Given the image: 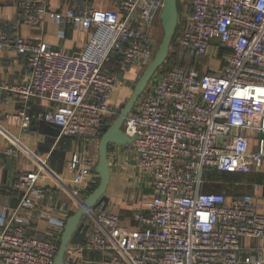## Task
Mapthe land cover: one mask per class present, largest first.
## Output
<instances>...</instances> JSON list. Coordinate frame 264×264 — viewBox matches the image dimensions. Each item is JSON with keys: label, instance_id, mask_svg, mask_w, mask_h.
I'll list each match as a JSON object with an SVG mask.
<instances>
[{"label": "built area", "instance_id": "1", "mask_svg": "<svg viewBox=\"0 0 264 264\" xmlns=\"http://www.w3.org/2000/svg\"><path fill=\"white\" fill-rule=\"evenodd\" d=\"M72 1L71 9L57 12L41 0H16L15 18L0 32V54L14 50L23 57L27 78L0 89L25 105L49 103L40 120L59 127L60 136L97 142L104 120L116 114L111 101L124 72L145 67L154 56L153 30L164 0H112L113 9ZM183 1L176 43L196 59L209 51L221 55L223 65L219 71L155 72L122 126L133 139L126 146L133 169L150 191L134 204L137 227L123 226L117 211L85 208L88 230L81 244L68 246L63 264H87L86 252L102 254L99 264H264V214L251 194L205 189L210 170L249 175L264 165V0ZM45 18L77 22L89 41L69 56L18 33ZM109 64L118 69L110 71ZM10 117L22 129L32 121L26 108ZM22 150L36 168L14 182L22 194L18 206L0 209V264H52L65 221L46 216L52 235L30 233V195L46 174L77 209L84 207L78 191L88 185L92 161L74 154L67 181L49 170L46 159ZM244 239L254 242L251 249H243Z\"/></svg>", "mask_w": 264, "mask_h": 264}, {"label": "crops", "instance_id": "2", "mask_svg": "<svg viewBox=\"0 0 264 264\" xmlns=\"http://www.w3.org/2000/svg\"><path fill=\"white\" fill-rule=\"evenodd\" d=\"M41 1L49 10L57 12L71 9L75 3L72 0L67 2ZM91 3L94 8H115L112 0H92ZM15 14L16 0H0V32L10 27ZM18 33L23 38L37 39L39 42L69 56L81 51L90 38V33L84 32L77 22L56 23L47 18L34 27L20 26ZM107 69L115 71L118 69V65L109 64ZM138 71L139 69L130 68L124 72V81L114 92L112 105L128 99L132 93L130 88L133 89L137 81ZM26 78L27 68L24 58L14 50L3 51L0 54V87L21 84ZM24 108L32 116L31 124L26 129L20 127L18 119L10 117ZM50 108L49 103L40 100L25 105L12 93L0 89V209L14 210L18 206L22 194L13 189L14 182L19 174L34 171L36 168L34 161L24 153L23 148L41 159H46L49 170L57 177L67 181L71 177L67 171V165L74 154H81L86 159H91L92 171L88 185L78 191L83 199L92 193L94 187L99 183V177L94 171L97 163L92 158L93 153L91 155L94 141L60 136L50 147L47 148L44 145L46 140L39 133V125L42 122L40 119ZM255 145V140H251V151L255 149ZM7 150L15 152L7 155L5 153ZM107 158L111 176L106 191L109 198L106 210L117 211L122 225L134 229L137 227V223L132 218L130 220V216L134 213V204L143 199H148L150 191L142 181V177L134 171L132 154L125 145H109ZM244 189L245 192L251 194L255 204L259 207V212L263 215L264 165L260 170L244 178ZM30 198L32 205L25 213L30 216V233L35 235L44 237L52 235V227L46 220V216L66 221L77 210L74 199L57 187L54 180L46 174H43ZM253 245L254 242L251 240H242V246L245 250L251 249ZM83 258L87 264H99L103 256L98 252H86Z\"/></svg>", "mask_w": 264, "mask_h": 264}, {"label": "water", "instance_id": "3", "mask_svg": "<svg viewBox=\"0 0 264 264\" xmlns=\"http://www.w3.org/2000/svg\"><path fill=\"white\" fill-rule=\"evenodd\" d=\"M178 16V0H164L163 8L159 15L160 24L163 29L161 42L152 60L146 65L142 74L137 79L132 93L123 105L118 118L106 129L98 141V161L94 171L99 177V183L93 192L84 199V207L78 208L66 219L61 233L59 247L52 264H63L68 246L83 242L88 230V225L83 223L86 214L85 208L93 210L100 209L101 211L107 209L109 198L106 195V191L111 176L107 158L108 147L111 144L127 146L133 141L132 138H129L122 131L123 123L133 112L135 103L151 81L155 72L165 62L172 38L176 31ZM39 133L45 137L46 143L44 145L48 148L60 137V128L42 121L39 125Z\"/></svg>", "mask_w": 264, "mask_h": 264}, {"label": "rangeland", "instance_id": "4", "mask_svg": "<svg viewBox=\"0 0 264 264\" xmlns=\"http://www.w3.org/2000/svg\"><path fill=\"white\" fill-rule=\"evenodd\" d=\"M187 0H184L183 1V4H185ZM180 5V3H179ZM153 38L155 40V46H154V54L161 42V39L163 37V29L161 27V24H156L154 26V30H153ZM182 56L179 55V58ZM190 60V56H187ZM188 60V59H187ZM192 61V60H191ZM176 63V61H175ZM179 63V62H178ZM176 63L174 66H182L184 64H178ZM195 63V64H194ZM192 65H195L197 67H199V69L205 71V68H211L213 70H216V71H219L223 65V60H222V57L221 55H216V54H212L211 51H209V53L207 54V56L203 59H198L194 62ZM171 64V63H169ZM146 67V66H145ZM145 67H141V69H139V71L137 72V77H136V80L140 77V75L142 74L143 70ZM135 80V81H136ZM132 90V88H130ZM126 100H124L123 102L121 103H118V104H114V106L116 107V113L117 115H119L123 105L125 104ZM117 103V102H116ZM97 146H98V141L95 142V144L93 145V152H91V155L93 153V160L95 163H97L98 161V150H97ZM213 173H209L207 174V181H208V186H209V190L208 191H211L212 189H215V188H218V189H222V190H225V189H229V190H234L235 192H243L245 189H244V179L243 178H234V177H227V178H224L222 179L221 178V181H215L217 179L212 178H208L209 175H212ZM211 189V190H210ZM127 219V218H126ZM123 226H125L123 224Z\"/></svg>", "mask_w": 264, "mask_h": 264}, {"label": "trees", "instance_id": "5", "mask_svg": "<svg viewBox=\"0 0 264 264\" xmlns=\"http://www.w3.org/2000/svg\"><path fill=\"white\" fill-rule=\"evenodd\" d=\"M178 4H179V0H178ZM181 10V7L179 6V12ZM176 33V31H175ZM182 56L179 58V55ZM189 56L188 53L186 51H184L177 43H176V37L174 35V37L172 38V41H171V44H170V47H169V52H168V56L165 60V62L162 64L161 67H159L158 69L160 68H182V69H187V70H197V71H200L201 69H199V67L195 66V65H192L196 60V58L194 57H191L190 60L189 58L187 57ZM188 59V60H187ZM192 60V61H191ZM178 64H184L182 66H174L176 63ZM171 63V64H169ZM195 64V63H194ZM119 115L114 114L113 116L111 117H108L104 120V124H103V127H102V130L100 132V135H99V139L100 137L102 136V134L106 131V129L115 122V120L118 118ZM209 173H213L212 175H209L208 178H214L217 179L215 181H221V178L224 179V178H227V177H234V178H246L249 175H235V174H229V173H219V172H216L214 170H210L206 173L209 174ZM97 186L94 187V189L96 188ZM206 191L209 190V186L207 185L205 187ZM211 190V189H210ZM209 192H218V193H224L226 194L227 196H232V195H243V194H250L248 192H245V190L243 192H235L234 190H229V189H225V190H222V189H218V188H215V189H212L211 191ZM99 210V209H98ZM133 220V215L130 216V220Z\"/></svg>", "mask_w": 264, "mask_h": 264}]
</instances>
